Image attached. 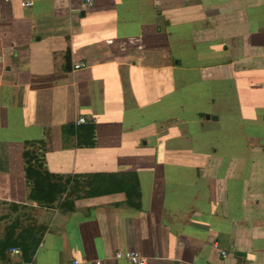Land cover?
<instances>
[{
    "label": "crops",
    "instance_id": "obj_1",
    "mask_svg": "<svg viewBox=\"0 0 264 264\" xmlns=\"http://www.w3.org/2000/svg\"><path fill=\"white\" fill-rule=\"evenodd\" d=\"M23 1L0 0V264L20 240L36 264H264V0ZM25 150L139 194L41 205Z\"/></svg>",
    "mask_w": 264,
    "mask_h": 264
},
{
    "label": "trees",
    "instance_id": "obj_2",
    "mask_svg": "<svg viewBox=\"0 0 264 264\" xmlns=\"http://www.w3.org/2000/svg\"><path fill=\"white\" fill-rule=\"evenodd\" d=\"M88 131L90 139L85 145L92 146L94 144L93 127L90 126ZM23 157L26 163L25 179L27 185L30 187L29 197L38 201L41 205L49 206L69 191L68 195L94 196L124 190L128 193L129 199L139 194L137 177L132 173L127 175L129 176L128 178H123L122 175L117 173L100 172L63 176L49 172L45 168L41 158L33 151L25 150ZM128 181L132 184V187L129 189L126 186ZM13 245H19L21 247L26 261L30 259L35 251V246L31 248L27 242L21 240L8 243L6 248L8 249Z\"/></svg>",
    "mask_w": 264,
    "mask_h": 264
},
{
    "label": "built area",
    "instance_id": "obj_3",
    "mask_svg": "<svg viewBox=\"0 0 264 264\" xmlns=\"http://www.w3.org/2000/svg\"><path fill=\"white\" fill-rule=\"evenodd\" d=\"M24 6H30L32 4L31 0H24L23 2ZM92 0H86V6L90 7L92 6ZM84 66L83 62H78L76 64H74V68H79ZM87 122V118H85L84 116L79 117L76 120V124H83ZM12 252L15 253H20L19 248H11ZM222 255L225 254L224 251L221 252ZM114 257L118 258V259H123L126 260L127 262H129L130 264H150L149 260L147 257L139 254L138 252L134 251V250H117L114 252ZM101 260H96V264H100ZM23 264H36L33 260H27L25 261ZM72 264H82V262L78 259H75L72 261Z\"/></svg>",
    "mask_w": 264,
    "mask_h": 264
}]
</instances>
